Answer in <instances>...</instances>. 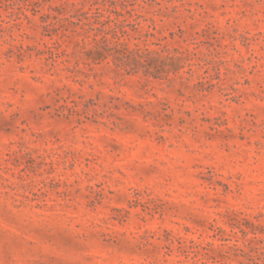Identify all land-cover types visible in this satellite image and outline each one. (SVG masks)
Instances as JSON below:
<instances>
[{"label":"rangeland","instance_id":"374dc122","mask_svg":"<svg viewBox=\"0 0 264 264\" xmlns=\"http://www.w3.org/2000/svg\"><path fill=\"white\" fill-rule=\"evenodd\" d=\"M0 264H264V0H0Z\"/></svg>","mask_w":264,"mask_h":264}]
</instances>
